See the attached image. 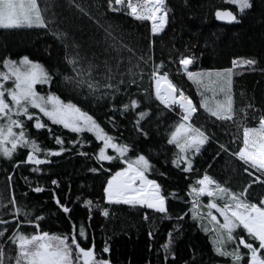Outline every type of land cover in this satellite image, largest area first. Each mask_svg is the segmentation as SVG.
Masks as SVG:
<instances>
[{"label":"snow or ice","instance_id":"1","mask_svg":"<svg viewBox=\"0 0 264 264\" xmlns=\"http://www.w3.org/2000/svg\"><path fill=\"white\" fill-rule=\"evenodd\" d=\"M86 0H73V7L84 17L90 20L94 28L90 34L77 36L70 29L61 30L56 12L52 8L56 0H43V7L38 0H0V29L17 30L39 28L47 30L55 24V36L63 47L65 61L69 66L68 71L49 70L41 63L35 62L24 55L19 60L4 58L3 71H0V156L12 160L18 148L26 149V158L23 161H15L13 168L19 164L32 165L33 173H40V165L50 163V157L60 156L72 149L66 148L61 136L55 135L54 142L59 147L47 150L42 158L37 153L40 147L36 140L29 137L25 126V119L33 121V127L37 130L47 129L52 132L50 126L45 123L41 115L46 117L52 125L62 126L66 130L77 134L91 133L102 146L94 155L98 167H90L91 173H111L103 186L106 204H124L132 207H142L159 214L161 218L172 219L169 212V196L176 198L175 192L169 193L162 188L156 179H150L149 173L155 171L150 159L143 153L134 154L130 158L127 154L138 146L117 142V137L109 134L101 124L89 112L84 111L71 99L67 101L53 92V87L64 89L74 95L83 96L89 104H101L109 108L111 114H106L108 119L115 124V114L124 116L132 111L135 113L134 131L136 135L148 138L149 133L142 122L151 118V110L142 107L144 99L154 96L165 109L175 111L179 109V122L170 131L166 138L167 145H174L178 150L171 159V165L183 172L193 170L195 158L216 139L213 132L204 124L196 126L192 121L194 116L202 109L209 118L215 121L231 122L237 115L234 109L233 97V69L247 66L252 68L257 65L253 58H236L232 60V67L225 69H209L191 71L189 66L196 60L195 54L189 50L188 54L179 57L178 64L189 80L200 88V100L194 103L182 88L169 78V72L165 69V62L153 59L154 41L149 39L148 50L145 55L136 57L132 48H128L123 42V34L117 27L107 22L110 13H125L136 21L151 22L150 33L155 36L162 33L170 23L174 12L169 10L168 0H102L100 7L105 12V18L93 17L90 3L85 7ZM226 3L235 6L236 11L216 8L214 17L217 21L227 23H239L242 15L248 11H255L257 0H225ZM264 4V0H260ZM51 13L50 15H46ZM264 19V13L261 15ZM127 52V57L124 53ZM70 56V58H69ZM170 61L172 60L169 57ZM148 69L149 79L152 82V92L144 89L140 98H130L128 102L117 106L110 101L118 93L128 94L135 87L138 91V80ZM10 82V84H9ZM48 86V91L42 94L36 86ZM256 111L253 104L246 106ZM31 110H38L31 111ZM25 118V119H22ZM255 118V117H254ZM18 129V131H17ZM68 145L75 146L78 143L83 147L84 143H90L83 139L67 141ZM220 152L228 153L229 147L219 143ZM111 149L115 155L109 154ZM79 155L92 158L87 152ZM231 156L242 162L243 171L251 178L240 191H233L223 186L213 177L205 173L197 180L198 186H192L187 195L193 198L192 219H200L199 197L207 195L212 198L206 205L207 216L213 224V250L219 257L229 258L230 264H264V193H261L257 202L248 197L253 185L264 187V110L258 116V126L243 127L242 146L232 151ZM119 160L124 167L112 173L111 168H106L104 162ZM161 176L165 173L161 172ZM7 183L3 191H0V264H111L109 259H98L94 243L82 246L81 241L88 239V233L84 223L77 225L71 220L72 231L70 234L56 235L47 231H36L33 234H25L21 230L22 225L33 226L39 229V221L42 214L34 215L31 208L16 198L12 186V173L6 177ZM28 184V177H24ZM50 183L59 186L57 179H51ZM35 193L45 189L42 186L31 187ZM25 197L27 193L23 194ZM53 199L58 208L64 214H70L72 209L66 203H61L59 197L53 192ZM79 199V197L77 198ZM219 199L223 203H217ZM83 205L89 211V221L93 209V201L84 199ZM100 214L108 217V207H100ZM215 209L223 222L213 214ZM184 215L175 216L177 223L183 221ZM143 219L149 220L146 211ZM209 231L208 228L204 229ZM237 230L244 234L241 235ZM177 231L178 229H173ZM153 231L148 232L149 239L153 237ZM168 242L162 245L164 251V264L171 257L175 264L176 254L172 249V231L168 233ZM247 237V238H246ZM234 244V247L227 245ZM14 246V250H13ZM242 249L244 251L241 250ZM149 250L151 246L149 245ZM103 253L110 252L105 244ZM157 255L160 249L156 250ZM147 264H152L148 261ZM183 264H198L195 253Z\"/></svg>","mask_w":264,"mask_h":264},{"label":"trees","instance_id":"2","mask_svg":"<svg viewBox=\"0 0 264 264\" xmlns=\"http://www.w3.org/2000/svg\"><path fill=\"white\" fill-rule=\"evenodd\" d=\"M40 3L43 7V0ZM89 3L93 5L90 9L91 15L103 20L105 12L100 7L102 0H86L85 7ZM168 4L174 15L165 30L155 36H151L149 21H136L125 13H110L106 19L120 30L123 42L128 48L133 49L136 57L147 53L149 39H152L154 61L165 62L164 70L169 72V78L182 88L194 103L198 104L201 98L200 88L189 80L180 68L178 64L180 55L188 54L189 50L195 54L197 58L193 65H190L191 71L230 68L232 60L240 57L257 60V65L252 68L244 66L233 69L234 109L237 112L233 121L213 123L215 118L207 117L202 109L194 116L192 122L196 126L204 124L215 134L216 139L196 156L192 171L183 172L171 165V159L178 150L174 145L166 144L168 134L179 122V109L175 111L165 109L154 96L144 99L142 107L150 109L152 115L147 122H142L149 133L148 138H143L134 131V111L124 116L115 114L116 126L113 127L106 115L111 114L110 109L103 107V102L89 104L83 96L74 95L63 86L53 87L51 90L66 101L71 99L73 103H77L84 111L93 115L106 132L118 138L117 142L137 145L136 149L127 154L130 158L139 153L149 157L155 169L148 174L149 178L156 179L162 188L176 194V198L170 195L168 202L169 212L173 218H161L152 210L139 206L106 204L103 199V186L111 173L94 174L88 170L90 167L99 166L94 155L102 144L97 142L91 133L85 132L78 136L62 126L52 125L47 118H43V121L50 126L52 132L49 133L47 129L37 130L33 127V121L22 117L25 119L29 137L36 140L40 147L37 155L43 158L47 150L59 147L54 142L55 135L61 136L65 141L64 146L72 149L60 156L50 157V163L39 166L42 169L40 173H33L30 170L33 166L26 163L13 168L15 161L25 160L28 151L26 149L18 148L12 160L0 156V191L4 190L7 174L11 172V183L16 198L31 208L34 215L43 216L39 221V229L22 225L21 230L25 234H33L36 231H47L56 235L70 234L72 231L68 219L70 215L71 220L77 225V231L81 223L85 224L88 239L81 241L82 246L94 243L97 258L109 259L111 264H147L148 261L152 264H164L162 245L168 242L169 231H172L174 241L172 249L176 254L175 264H183V261L189 260L193 253L198 264H230L229 258L219 257L213 250L214 233L211 231L213 224L207 216L206 207L212 198L208 196L198 198L200 203L196 210L200 213V219L193 220V198L187 193L192 186H198L197 180L205 173L233 191L242 190L251 179L243 171L242 162L232 157L231 152L242 146L243 127L258 126V116L261 110H264V19H261L264 4L257 0L255 11L246 12L239 23L233 24H222L214 17L216 8H230L236 11L235 6L226 3L225 0H168ZM52 11L57 14L61 30L70 29L76 32L77 36H84L90 34L94 28L93 23L73 7V0H56ZM54 30L55 24L50 25L47 30L0 29V69L3 67L4 58L17 59L27 55L32 60L40 62L46 69L67 72L69 66L64 59L65 53L59 40L52 35ZM124 55L127 57V52ZM169 57L172 58L171 61ZM138 83L139 91L133 87L128 94L118 93L110 103L120 106L130 98H140L144 89L151 93L152 82L147 68ZM249 103L254 105L255 112L246 107ZM73 139H83L90 143H84L83 147L79 143L75 146L68 145L67 141ZM219 143L229 147L228 153L221 151L219 156L216 155ZM80 152H87L92 158L79 155ZM110 152L115 155L112 150ZM104 166L111 168L114 173L125 165L119 160H114L110 163L104 162ZM161 172L165 175L161 176ZM24 177H28V184L25 183ZM51 179H57L59 186L52 185ZM29 185L31 187L39 185L45 190L35 193ZM25 192L26 197L23 195ZM53 192L60 198L61 203L71 207L70 214L66 215L58 208L53 199ZM250 193L248 198L257 202L259 195L264 193V187L253 185ZM84 199L93 201L90 221L87 206L83 205ZM216 202L223 203L219 199ZM97 204L101 208L108 207L110 215L103 217L99 208L95 207ZM146 211L149 214L148 221L143 219ZM212 212L222 223L223 218L219 217L215 209ZM179 214L186 215L178 224L175 216ZM205 228L209 231H205ZM173 229H178V234ZM149 231L154 233L151 239L148 236ZM237 231L241 235L244 234L240 230ZM105 244L110 248L107 254L102 251ZM227 246L231 248L235 245ZM157 249H160L159 255ZM241 250L244 251L242 246ZM167 264H172L171 257Z\"/></svg>","mask_w":264,"mask_h":264},{"label":"rangeland","instance_id":"3","mask_svg":"<svg viewBox=\"0 0 264 264\" xmlns=\"http://www.w3.org/2000/svg\"><path fill=\"white\" fill-rule=\"evenodd\" d=\"M40 1H42V0H38V2L40 3ZM21 58V57H20ZM31 59V58H30ZM15 60H19V58H17V59H15ZM33 61H35V60H33ZM35 62H38V61H35ZM38 63H40V62H38ZM4 69H3V67L0 69V71H3ZM9 84H10V82H9ZM36 88H37V91H40L42 94H44V93H46L47 91H48V86H42V85H37L36 86ZM31 111H37L38 112V110H31ZM90 114V113H89ZM41 115V118H42V120H43V118H46V117H43L42 116V114H40ZM17 131H18V129H17ZM111 149H109L108 150V152H109V154H111Z\"/></svg>","mask_w":264,"mask_h":264},{"label":"water","instance_id":"4","mask_svg":"<svg viewBox=\"0 0 264 264\" xmlns=\"http://www.w3.org/2000/svg\"><path fill=\"white\" fill-rule=\"evenodd\" d=\"M225 9H230V8H225ZM231 10V9H230ZM218 22H220V23H222V24H233V23H235V22H233V23H227V22H224V21H218Z\"/></svg>","mask_w":264,"mask_h":264},{"label":"built area","instance_id":"5","mask_svg":"<svg viewBox=\"0 0 264 264\" xmlns=\"http://www.w3.org/2000/svg\"><path fill=\"white\" fill-rule=\"evenodd\" d=\"M237 68V67H236Z\"/></svg>","mask_w":264,"mask_h":264}]
</instances>
